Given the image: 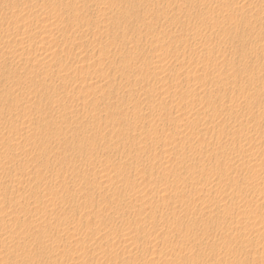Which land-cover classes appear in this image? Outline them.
<instances>
[{"label":"rangeland","instance_id":"rangeland-1","mask_svg":"<svg viewBox=\"0 0 264 264\" xmlns=\"http://www.w3.org/2000/svg\"><path fill=\"white\" fill-rule=\"evenodd\" d=\"M0 264H264V0H0Z\"/></svg>","mask_w":264,"mask_h":264},{"label":"bare ground","instance_id":"bare-ground-1","mask_svg":"<svg viewBox=\"0 0 264 264\" xmlns=\"http://www.w3.org/2000/svg\"><path fill=\"white\" fill-rule=\"evenodd\" d=\"M62 1H63V0H62ZM60 4H61V2H60ZM65 5H66V4H65ZM67 5H68V4H67ZM64 7H65V6H64ZM66 7H67V6H66ZM47 25H48V24H47ZM47 25H46L45 29H46L47 27L50 26V25H48V26H47ZM43 30H44V29H43ZM45 31H46V30H45ZM45 31H44L43 33H46ZM28 261H29V260H28Z\"/></svg>","mask_w":264,"mask_h":264}]
</instances>
